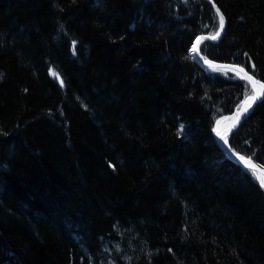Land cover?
I'll use <instances>...</instances> for the list:
<instances>
[{
    "label": "trees",
    "instance_id": "16d2710c",
    "mask_svg": "<svg viewBox=\"0 0 264 264\" xmlns=\"http://www.w3.org/2000/svg\"><path fill=\"white\" fill-rule=\"evenodd\" d=\"M211 2L200 54L264 83V0ZM216 8L0 0V264H264V190L214 131L251 86L189 55ZM257 88L224 147L264 167Z\"/></svg>",
    "mask_w": 264,
    "mask_h": 264
},
{
    "label": "water",
    "instance_id": "95a60500",
    "mask_svg": "<svg viewBox=\"0 0 264 264\" xmlns=\"http://www.w3.org/2000/svg\"><path fill=\"white\" fill-rule=\"evenodd\" d=\"M208 3H210L212 6H213V3L212 2H210V0H206ZM216 8V7H215ZM224 26H225V22H224ZM223 32H224V29L221 31V33H220V36L217 38V39H215V40H212V39H204L203 41H207V42H211V43H215V42H217V41H219V39L222 37V35H223ZM198 37H207V36H198ZM197 37V38H198ZM195 39L194 40V42H193V44H192V48H193V45L194 44H196L197 46H198V48H197V52H193V51H191L192 50V48H191V50H190V56H191V58L202 68V69H204V70H221V69H239V68H241V67H239V66H235V65H230V64H223V63H217V62H213V61H210V60H205L204 58L202 59L201 57H202V55L200 54V50H199V45H200V42L198 41V39ZM192 53H194V55L192 54ZM198 53V54H197ZM206 61H207V63H206ZM225 66H227V67H225ZM237 72V71H236ZM244 72H246L245 70H244ZM237 73H239L240 75H244V73L243 72H237ZM249 74V73H248ZM250 75V74H249ZM247 81V80H246ZM248 82V81H247ZM249 83V82H248ZM250 84V83H249ZM250 86H251V89H252V85L250 84ZM252 92H253V89H252ZM253 95H255L257 98L255 99V100H253L252 101V107L251 108H249L248 109V111L247 112H245V113H242L241 114V116H240V119H239V121L237 122H235V126L233 127H230L229 129H227L224 133H223V135H226L227 136V138L234 132V131H236L237 130V128L239 127V125L241 124V122L244 120V118H245V116L253 109V107L255 106V104L258 102V100H259V95H258V88H257V86H256V91L255 92H253ZM217 144H218V146L220 147V149L224 152V154L227 156V158H229L232 162H234V163H236V164H238V165H240V166H242V167H247V168H252V169H254L253 167H252V165H255V166H257L258 168H264L262 165H260L259 163H257L256 161H254L253 159H252V161H251V164H246L245 163V161H242L241 159H239V156H236V155H233L228 149H226L225 147H224V141L219 137L218 139H217ZM255 170V169H254ZM258 172V171H257ZM260 173V172H259Z\"/></svg>",
    "mask_w": 264,
    "mask_h": 264
},
{
    "label": "snow or ice",
    "instance_id": "6c2138e0",
    "mask_svg": "<svg viewBox=\"0 0 264 264\" xmlns=\"http://www.w3.org/2000/svg\"><path fill=\"white\" fill-rule=\"evenodd\" d=\"M211 2V0H210ZM213 7L215 8L216 5L213 4ZM216 15L219 17V31L215 32L214 34H210L207 37H198V41L202 42L204 39H212L215 40L220 36L221 31L224 29V16L223 14L220 12L219 8H216ZM75 47V45H73V48ZM197 48L198 46L196 44L193 45L192 51L193 52H197ZM198 54V53H197ZM203 59V57H201ZM207 63V61H206ZM227 67V66H225ZM254 67V66H253ZM233 71H237V72H243L244 75L241 76V79H246L251 85H252V89L253 92L256 91V86H259V89L264 90V83H261L259 80H256L253 78L252 75H249L247 72H244L243 68H239V69H230ZM57 79H59V76L56 77ZM61 86H63V81H61ZM257 97L255 95H250L247 91L245 92V101L242 107L238 108L237 114L235 116V120L238 122L240 119V116L242 113H245L248 111L249 108L252 107V101L255 100ZM225 119H231L229 117H226ZM220 121H217V124H219ZM235 125H233L234 127ZM181 130H183V125H181ZM214 131H216L214 129ZM217 135L220 136V138L224 141V144L227 145L229 143L227 136L226 135H221V133L219 131H217ZM235 154V153H234ZM239 159H241L242 161H245L246 164H251L252 161V157H239ZM252 167L255 169V171H258L261 173L260 176H258L257 178L260 181V185L262 188H264V168H258L255 165H252Z\"/></svg>",
    "mask_w": 264,
    "mask_h": 264
},
{
    "label": "rangeland",
    "instance_id": "374dc122",
    "mask_svg": "<svg viewBox=\"0 0 264 264\" xmlns=\"http://www.w3.org/2000/svg\"><path fill=\"white\" fill-rule=\"evenodd\" d=\"M221 70H223V69H221ZM242 106H243V104H242ZM242 106H241V107H242ZM236 114H237V112H236L234 115L230 116L229 118H231V119H225V118H223V119L218 120V121H220V123H219V124L216 123V133H217V131H219V132L221 133V135H223V133L225 132V130H226L231 124H233V123L235 122V116H236ZM217 136H218V135H217ZM248 169H249V171L252 173V175H253L255 181L260 185V181H259V179H258L257 177L260 176L261 173L255 171V170L252 169V168H248ZM260 187H261V185H260ZM261 188H262V187H261ZM262 189L264 190V188H262Z\"/></svg>",
    "mask_w": 264,
    "mask_h": 264
},
{
    "label": "bare ground",
    "instance_id": "6f19581e",
    "mask_svg": "<svg viewBox=\"0 0 264 264\" xmlns=\"http://www.w3.org/2000/svg\"><path fill=\"white\" fill-rule=\"evenodd\" d=\"M191 48H192V47H190V50H191ZM190 50H189V55H190ZM191 51H192V50H191ZM192 54L194 55V53H192ZM205 60H206V59H205ZM210 61H211V60H210ZM205 71H206V70H205ZM207 71H209V70H207ZM258 95H259V93H258ZM243 104H244V103H243ZM229 117H230V116H229ZM245 117H246V116H245ZM225 118H226V117H225ZM221 119H223V118H221ZM244 119H245V118H244ZM218 120H220V119H218ZM218 120L215 121V130H216V123H217ZM235 122H236V120H235ZM235 122H234L233 124H231L227 129H229L230 127H232V126L235 124ZM241 123H242V122H241ZM239 126H240V125H239ZM227 129H226V130H227ZM237 129H238V128H237ZM226 130H225V131H226ZM234 132H235V131H234ZM234 132H233V133H234ZM215 135H216L215 138H216V141H217V139H218L220 136H217L216 131H215ZM223 153H224V152H223ZM224 155H225V154H224ZM225 156H226V155H225ZM226 157H227V156H226ZM228 159H229V158H228ZM229 160H230V159H229ZM230 161H231V160H230Z\"/></svg>",
    "mask_w": 264,
    "mask_h": 264
}]
</instances>
